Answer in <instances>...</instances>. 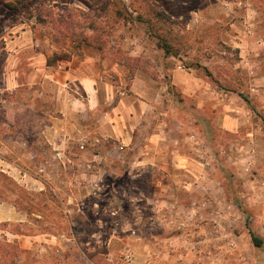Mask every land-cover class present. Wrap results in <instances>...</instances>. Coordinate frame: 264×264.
Returning a JSON list of instances; mask_svg holds the SVG:
<instances>
[{
  "label": "rangeland",
  "instance_id": "374dc122",
  "mask_svg": "<svg viewBox=\"0 0 264 264\" xmlns=\"http://www.w3.org/2000/svg\"><path fill=\"white\" fill-rule=\"evenodd\" d=\"M16 1L0 264H264V0ZM65 70L96 87L70 113Z\"/></svg>",
  "mask_w": 264,
  "mask_h": 264
},
{
  "label": "crops",
  "instance_id": "0c3cea01",
  "mask_svg": "<svg viewBox=\"0 0 264 264\" xmlns=\"http://www.w3.org/2000/svg\"><path fill=\"white\" fill-rule=\"evenodd\" d=\"M35 64V63H34ZM64 75L58 77L55 75V73H51L46 75V77H49L54 83L58 84L61 91H64L62 105L63 110L66 111V113H70L72 111H75L76 108H79L78 106L81 105H88V103L95 101V81L94 77H91L89 75L80 74L78 75L75 72H72L70 70H65ZM66 85L76 86L77 90H80L82 92H85L88 97V102L85 100H81L76 94L71 93L69 90L66 89ZM67 92V93H66ZM91 106V105H90ZM113 126V125H112ZM260 194V192H258ZM5 213L2 212L1 206H0V221H22V217L20 214L18 215V211L16 209H9V212L7 213L8 216L4 215ZM14 235L23 236V234H20V232L14 233Z\"/></svg>",
  "mask_w": 264,
  "mask_h": 264
},
{
  "label": "trees",
  "instance_id": "16d2710c",
  "mask_svg": "<svg viewBox=\"0 0 264 264\" xmlns=\"http://www.w3.org/2000/svg\"><path fill=\"white\" fill-rule=\"evenodd\" d=\"M3 2L5 4V6L10 11L15 10V8H16L15 3L17 2L16 0H0V3H3ZM49 19L50 20L48 22L52 24L53 29L56 30V32H58V33H62V31H63V25L62 24L65 23L64 18L61 15L57 16V15H51L50 14ZM39 20H42V19H39ZM64 31H66L70 35L74 34L73 28L70 25L69 26L67 25L65 27ZM163 46H164V48L167 49L168 45L165 44ZM167 51L170 52V49H167ZM252 236H253V241L255 242L256 246H261V240L259 238H257L254 234H252Z\"/></svg>",
  "mask_w": 264,
  "mask_h": 264
}]
</instances>
